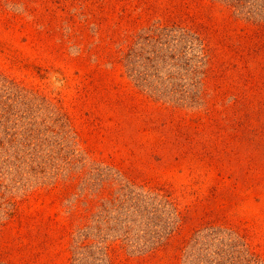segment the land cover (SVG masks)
Wrapping results in <instances>:
<instances>
[{
	"label": "rangeland",
	"instance_id": "1",
	"mask_svg": "<svg viewBox=\"0 0 264 264\" xmlns=\"http://www.w3.org/2000/svg\"><path fill=\"white\" fill-rule=\"evenodd\" d=\"M0 264H264V0H0Z\"/></svg>",
	"mask_w": 264,
	"mask_h": 264
},
{
	"label": "trees",
	"instance_id": "2",
	"mask_svg": "<svg viewBox=\"0 0 264 264\" xmlns=\"http://www.w3.org/2000/svg\"><path fill=\"white\" fill-rule=\"evenodd\" d=\"M205 112L207 113L208 116H210L212 113V109H206ZM249 117H250V112H248V111H246L244 114H241L238 116L239 121L236 122L235 127H232V130H234V133H231L230 137H236V139H238V140L241 139L240 133L243 131L242 129H245V126L248 125ZM217 130L221 131L220 129H216L214 131H217ZM222 132H223V130H222ZM218 137L221 140L225 141V139L223 138L221 133L218 135ZM255 137H253V138H255ZM251 140H252V138L250 139V142H251ZM190 142H192V143H190L192 145V148L194 149V148L198 147L202 151V154H207V155L212 154L210 146H208V144L205 141L198 139V140H193ZM233 150H234V152H233L234 159H229L227 162V171L229 172L228 178L233 180V185L231 186V189L238 187L243 182V180H245L243 178H245L247 174H249L251 171L254 170L253 163L255 161L254 158L251 155H249L246 163H244V164H246L244 167V171H241L242 169L240 170L238 166H239V162H241V163H243V162L240 159V156L238 157L237 151H235V149H233Z\"/></svg>",
	"mask_w": 264,
	"mask_h": 264
}]
</instances>
